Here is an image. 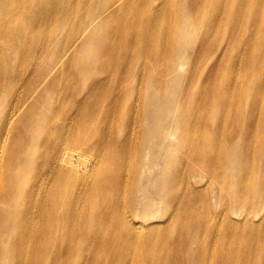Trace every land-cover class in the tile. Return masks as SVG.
<instances>
[{"label":"bare ground","instance_id":"1","mask_svg":"<svg viewBox=\"0 0 264 264\" xmlns=\"http://www.w3.org/2000/svg\"><path fill=\"white\" fill-rule=\"evenodd\" d=\"M263 10L264 0H0V264H203L206 238L212 264H228L239 227L222 238L208 228L190 177H211L222 202L246 206L244 221L264 212V145L251 169L241 137L215 142L231 122L238 135L264 131V58L254 55L263 45L252 34ZM104 51L125 67L108 68ZM227 56L245 80L228 78ZM238 88L247 114L225 98ZM184 174L189 204L175 188Z\"/></svg>","mask_w":264,"mask_h":264},{"label":"rangeland","instance_id":"2","mask_svg":"<svg viewBox=\"0 0 264 264\" xmlns=\"http://www.w3.org/2000/svg\"><path fill=\"white\" fill-rule=\"evenodd\" d=\"M57 2L58 1H54V4H50V6H49L50 19L52 17H54V13H55L54 11L56 9L55 5ZM103 4L104 3H101V7ZM155 8H156V6H155ZM150 10H152V9H150ZM203 13H204L205 20H208V21L214 20V16H212L210 14V10H207L206 13L205 12H203ZM78 16H80L79 13H78ZM149 16H150L151 20L154 21L153 29L155 30V32H157V33L161 32L163 28H162L161 24L159 23V21L157 20L155 12L150 11ZM107 24H108V22L106 24H104L105 26H103V28L106 26L108 27L109 25H107ZM53 27H54V25H53ZM256 28H257V26H252L253 30ZM50 29H52L51 25H50ZM43 33L45 36L46 30L43 31ZM136 33H138V32H136ZM250 34H251L250 32H243V31L241 32L240 31V32L236 33V36L240 35L239 39H244L246 41H249L250 40ZM252 34H256V37H257L256 39H258L263 45L261 50L260 49L254 50V53H255L254 55L256 57H263L264 58V29H259L256 33H255V31H253ZM172 38H173V36L171 35L167 39H172ZM41 39H43V36ZM21 41L26 42V39H22ZM1 42H0V48H1ZM157 49H158V47L156 46L155 43H148V51L149 52H154ZM120 50H121L120 48H115L112 51L114 54H116ZM1 52L2 51H0V54H1ZM104 53L111 55L108 51H104ZM5 55H6V53L4 54V56ZM142 55H143V53H142ZM239 55H242L241 58H245L248 55L247 50H244L242 53L237 54L236 59ZM119 57H123V56L122 55L115 56L112 59V55H111L110 59L108 61L107 67L108 68H114L116 66H119L120 68L125 67L124 62H118L119 59L117 60V58H119ZM147 59L148 58L143 57V61H145ZM133 62H135V61H133ZM224 63H229V66L231 68L229 70V74H228V78L230 80H231V78H238L242 81V80H245L246 77L248 76L246 74V71L244 70L242 64H241V67L238 66V61H237L236 66L231 65L230 61L228 60V56H227V58H225V60H224ZM212 71H213V68H212ZM213 74L214 75L216 74L215 71H213ZM160 76L165 77L164 68L160 71ZM204 81L207 82V84H206L207 88H210V90L213 91L209 96L210 99L213 101V99L215 98V95H216L215 89H216V86H218L217 78L215 79V77L212 75L211 79L206 78ZM219 82H220V80H219ZM246 85H247V83L245 84V87H246ZM241 93H242V97H243L244 96L243 88H238V89H234V90L229 89V92L225 97L227 101L232 102V106L229 105V107H230V111L234 114L238 112L237 108H235L237 106V104L243 103V106H240L242 108L245 106L246 101H244L242 98L239 97V95ZM246 95H247L246 96L247 100L252 99L254 96H256V94L253 91H250V89L247 90ZM249 95H251V98H249ZM244 111H245V114H247L245 107H244ZM229 124L231 125V131H229L227 129V130L220 132L219 136L215 139L216 144L217 145L222 144L226 148H229V142H231L232 137L234 135L241 137L242 139L237 144V148L240 149V152L247 155V158L249 161L253 162V164L250 165L249 167L251 169H254V161L256 159V155L253 154V150L255 149V147L264 145V131L262 129L260 130L259 128L257 130V129L250 127V129L248 131L244 132L242 135L241 134L238 135V130H234V128H235L234 123L231 122ZM195 130L197 132H203V133L208 132V131H200L197 129H195ZM215 147L216 146H214V149H215ZM188 152L195 154L194 151H188ZM194 164H195V162H194ZM196 166L198 167V171L203 169V168L199 167L198 165H196ZM174 172H175V169H174ZM187 176H188V174L187 175L184 174V178H185L184 182H179V183L176 182L175 188H176V191L181 194V199L189 204V201L191 198V192L193 191V189L188 187ZM209 180H211V177H204L203 179H198L197 181L192 176L190 177V181L192 182V187L196 190L201 189V190H197V197L199 200L202 201L201 206H199V208H198V215H201V216L207 215V217L209 218L208 228L211 230H214L216 234L218 232V236L221 235V238H222L223 231L226 230L229 226L239 227L238 229L234 230L231 233L232 238H238V239L227 240L225 243L226 248L228 250L234 252V254H235L234 257L230 259V262L228 264H264V262L258 263V261H257L258 255L261 256L263 258V261H264V257L262 255V250L264 248V220H262V217H263L264 212H262L261 215H257L259 217H257L256 220L250 219L251 221H249V222L244 221L243 216L247 215V212H248L246 206L236 207V206L228 205V202H222V199L220 197L221 196L220 185L216 186L212 182L210 185H208ZM250 180H251V183H253V181H254L253 177H251ZM260 185L263 187V194L259 193V195L262 196V198L264 199V179L260 180ZM212 188L214 190H212ZM212 191H213V199L209 198L211 204L207 208H204V206H203L204 199L208 196L211 197ZM242 191L243 192L245 191L244 188H242ZM236 197H237V194L235 195V198ZM216 214H219V218H217L218 220L214 219ZM223 214L225 215V217L221 220ZM249 215H252V214H249ZM25 223H26L25 220L21 222L22 225H24ZM163 228L164 227H162V229ZM204 233H205V231H204ZM206 240L209 242L202 244L203 251L206 254V256L203 257L204 258L203 264H212L213 261H210V260H211V254L213 252L214 245H215V244L213 245L214 241H212V240H215V238H213L212 240H210L209 238H206ZM237 240L240 242H238ZM246 242H249V243H246ZM185 243H186V241L183 242L184 245H185ZM157 249L161 250V246L158 247ZM27 254L28 253L23 252L22 256H26ZM28 255H31V254H28ZM63 260L65 262H67L65 259H63ZM8 262H9V259L6 257V255H2V257L0 258V263H8ZM15 262H16V264H20L17 260ZM76 262H77L76 259L72 260L71 264H76ZM81 264H92V263L90 260H84V261H81ZM216 264H219V263L216 262Z\"/></svg>","mask_w":264,"mask_h":264}]
</instances>
